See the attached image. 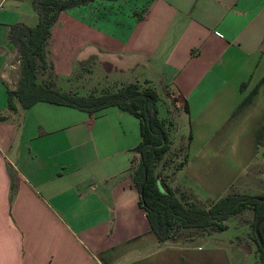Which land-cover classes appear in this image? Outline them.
<instances>
[{
	"label": "crops",
	"instance_id": "1",
	"mask_svg": "<svg viewBox=\"0 0 264 264\" xmlns=\"http://www.w3.org/2000/svg\"><path fill=\"white\" fill-rule=\"evenodd\" d=\"M19 23L38 25L33 0H0V264H233L208 242L219 233L158 243L132 179L136 117L45 102L24 110L17 98L9 108L22 78L9 40ZM46 50L52 71L39 83L63 94L159 82L189 119L181 172L202 200L264 183V0H96L63 12ZM101 72L116 80L95 85Z\"/></svg>",
	"mask_w": 264,
	"mask_h": 264
},
{
	"label": "trees",
	"instance_id": "2",
	"mask_svg": "<svg viewBox=\"0 0 264 264\" xmlns=\"http://www.w3.org/2000/svg\"><path fill=\"white\" fill-rule=\"evenodd\" d=\"M94 1L96 0H33L34 11L39 17L38 25L28 27L19 23L10 26L9 40L17 49L22 78L18 89L9 92V108L17 110L14 104V99L17 98L24 110L45 102L85 112L91 118L112 107L136 117L140 122L141 141L135 148L139 160L132 179L139 194V205L145 210L160 246L176 244L178 234L184 230L196 229L201 233L199 236L226 231L227 227L223 222L246 208L254 213L255 234L257 222L264 217V196L228 195L217 202L199 206L187 202L188 196L183 193L179 197L176 195L171 183L175 181L176 172L187 165L188 154L186 152L184 157L175 156L173 160L172 136L178 128L172 119L159 117L157 104L160 96L154 89L141 91L138 85L133 84L116 93L84 97L61 93L55 88L53 81L39 83L42 74L50 75L52 71L47 62L46 45L51 37V29L60 15ZM185 109L189 111L188 105ZM191 140L190 133L187 137V150ZM174 164L176 166L173 170ZM161 165L163 173L158 170ZM260 234L264 243V224L260 228ZM255 241L264 264V248L256 234Z\"/></svg>",
	"mask_w": 264,
	"mask_h": 264
},
{
	"label": "rangeland",
	"instance_id": "3",
	"mask_svg": "<svg viewBox=\"0 0 264 264\" xmlns=\"http://www.w3.org/2000/svg\"><path fill=\"white\" fill-rule=\"evenodd\" d=\"M100 75L101 76H99L98 78L94 76L95 85L97 86L104 87L111 84V81L113 83L116 80V74H114V72H112L111 75L109 74V72H101ZM87 82L88 84L90 83V81ZM153 83L154 85L152 86H154V90L158 91V93H161L160 97L162 98V100H160L157 104L159 110V117L162 119H172V122H174L176 126H180L179 128L177 126L178 129L172 136V151L174 152L172 154V158L174 160L175 156L178 155L184 157L187 152V137L191 133L189 119L182 121L179 116H175L176 110L178 109L174 105V103H172L173 99H171L170 97V99H167L165 97L164 89L162 85L159 84V82H156L155 80L153 81ZM173 109H175V111ZM172 166L174 170L176 165L174 164ZM158 170L163 173V166L161 165ZM181 171L176 172L175 181L171 183V186L175 190L176 195L179 197L181 196V193H183L188 196V198L186 199L187 202H192L199 206H201L202 204H210L211 202L209 200H202L204 198L202 197L201 191L194 187L193 184L188 181V178L184 174H182L183 172ZM249 187H251V189L249 190L235 189V191L233 190L227 194L237 197H251L264 195V183H253L249 185ZM227 194L226 196H228ZM223 223L227 227V230L217 234V237H215L214 239H210L208 242L211 245L220 244L226 247L228 253H231V255L234 257L233 264H263L261 254L258 250V245L255 241V234L253 228V211L246 208L239 214L229 217ZM200 234L201 233L196 229L184 230L180 232V234H178L179 240L178 242H176V244H205L206 241L202 238V236H199ZM189 240L192 241L189 242Z\"/></svg>",
	"mask_w": 264,
	"mask_h": 264
},
{
	"label": "water",
	"instance_id": "4",
	"mask_svg": "<svg viewBox=\"0 0 264 264\" xmlns=\"http://www.w3.org/2000/svg\"><path fill=\"white\" fill-rule=\"evenodd\" d=\"M262 201L264 202V199H262ZM263 224H264V217L257 222L256 227H255V234L257 236L259 243L264 248V243H263V240L260 234V228Z\"/></svg>",
	"mask_w": 264,
	"mask_h": 264
}]
</instances>
